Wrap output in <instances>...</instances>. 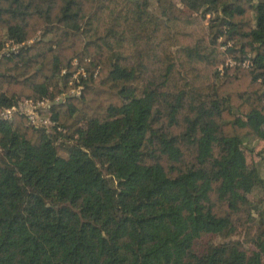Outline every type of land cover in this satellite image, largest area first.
<instances>
[{"label":"trees","instance_id":"trees-1","mask_svg":"<svg viewBox=\"0 0 264 264\" xmlns=\"http://www.w3.org/2000/svg\"><path fill=\"white\" fill-rule=\"evenodd\" d=\"M197 2L0 0V111L52 130L0 115V264H264V0Z\"/></svg>","mask_w":264,"mask_h":264},{"label":"rangeland","instance_id":"rangeland-1","mask_svg":"<svg viewBox=\"0 0 264 264\" xmlns=\"http://www.w3.org/2000/svg\"><path fill=\"white\" fill-rule=\"evenodd\" d=\"M176 1L179 4H181L186 11H188L190 13H196L199 10V4H198L197 0H176ZM146 3L148 5H150V7L152 9H154L156 7V0H146ZM9 46H10V43L7 44V46L4 49V52L8 51ZM229 60H232L234 62V64L236 63V60H234L232 58H229L228 61ZM228 61H227L226 64H229ZM229 65H231V64H229ZM222 68L223 67H221V69ZM42 107H44V106H38V107H36V110L40 113V110H41L40 108H42ZM39 118L43 119L41 116ZM40 124H45L47 126L49 125L48 129H50L51 123L50 122L45 123V119H44V121H41ZM50 131L52 132L51 129H50ZM249 147L252 150L251 152L248 153L249 161H251V160H259L260 154H257L258 152H262V155H264V140H260V142L258 140L254 141V142H251ZM251 198L254 199V200H258V201H260V203L264 204V196H263L261 190H257L256 189L251 194ZM255 231H256L255 227H252V226L247 227L245 229H241L239 231V234L236 235V238H240V239H243L245 241H250V238L253 236ZM211 239H213L212 236H206L203 239V241L207 242V241H210ZM218 239L219 238L215 237V240H218Z\"/></svg>","mask_w":264,"mask_h":264},{"label":"built area","instance_id":"built-area-1","mask_svg":"<svg viewBox=\"0 0 264 264\" xmlns=\"http://www.w3.org/2000/svg\"><path fill=\"white\" fill-rule=\"evenodd\" d=\"M230 61V62H229ZM228 63L231 65H234V62L232 60H229ZM250 64L249 60H246L244 62L245 66H248ZM221 69V68H220ZM80 89V88H79ZM77 92H80L79 90H76ZM49 104L48 100H42V101H33V100H24L21 101L17 106L8 108L5 110L0 111V115L3 116L6 119H11L13 117V111L20 110L24 112L28 117L31 124L34 125H41L40 122L44 121V119H40V113L36 110V107L38 106H44L42 108L47 107ZM41 109V108H40ZM49 120L45 119V123H48Z\"/></svg>","mask_w":264,"mask_h":264}]
</instances>
